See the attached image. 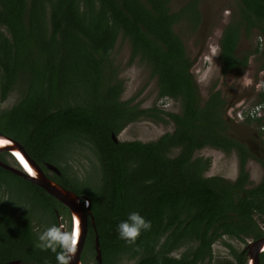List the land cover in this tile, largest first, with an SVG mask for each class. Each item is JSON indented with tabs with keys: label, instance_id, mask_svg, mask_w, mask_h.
<instances>
[{
	"label": "trees",
	"instance_id": "trees-1",
	"mask_svg": "<svg viewBox=\"0 0 264 264\" xmlns=\"http://www.w3.org/2000/svg\"><path fill=\"white\" fill-rule=\"evenodd\" d=\"M168 2L0 0V100L21 83L16 101L0 109V133L18 140L46 174L44 162L58 165L60 175H47L89 197L103 264H117L123 254L137 255L132 264H210L211 246L221 236L244 241L263 235L257 218L264 220V157L258 158L261 179L248 186L244 163L254 155L229 134L220 92L201 103L191 61L172 29L185 14H193L192 25L199 20L198 2L190 0L177 11ZM234 2V18L219 40L221 71L245 68L250 53L264 69V0ZM240 26L246 34L258 31L260 39L242 56L235 52ZM118 37L129 41L127 63L138 58L156 76L157 96L181 102L177 112L159 109L173 128L153 140L113 141L110 135L152 110L120 99L123 85L111 56ZM256 95L264 110V76ZM262 118L242 122L260 124ZM73 142L95 155L91 184L60 166L59 157ZM204 146L235 151L240 166L234 180L204 174L209 158L194 156ZM0 159L18 166L7 152H0ZM12 194L25 198L20 212ZM44 211L54 227L35 226ZM55 211L68 214L42 188L0 167V263L66 264ZM92 238L90 228L81 252L84 264L96 263ZM183 243H190L186 251L171 253ZM234 258V264H245L243 252L235 251Z\"/></svg>",
	"mask_w": 264,
	"mask_h": 264
},
{
	"label": "rangeland",
	"instance_id": "rangeland-1",
	"mask_svg": "<svg viewBox=\"0 0 264 264\" xmlns=\"http://www.w3.org/2000/svg\"><path fill=\"white\" fill-rule=\"evenodd\" d=\"M189 1L169 0L168 5L172 11H176ZM198 5L201 7V9L199 8V20L194 25H192L193 14H185L176 21L172 29L182 40L185 48L184 55L191 61L189 70L197 82L201 103L214 91L220 92L225 102L232 99L236 93L239 98L242 94L248 95L244 99H238L239 101H228L226 111L227 115H230L229 117H232L237 123L235 126H229L227 128L228 132L238 139L244 140L252 151L256 150V153L253 152V154L257 158L249 157L244 163V170L249 176L248 186H252L259 182L263 174V167L258 157H260V154L264 156V150L262 151L260 148L261 146L264 147V133H260L258 140H252L251 133L259 130V124L253 120H249L248 123H240V117L237 119L235 114L238 112L241 116H244L256 105V94L261 86V78L264 76V69L260 68L262 60L257 54L250 53L247 64L245 68L241 69L240 73H237L239 70L233 71L234 69H231L223 74L221 71L219 38L223 29L227 26L226 24L234 18L235 2L234 0H198ZM244 29L243 26H240L239 41L235 48L236 54L241 56L249 50L253 51L256 42L260 40L256 34L258 31L252 29L246 34ZM129 54V41L118 37L111 56L112 63L118 64L116 75L123 85L120 99L127 100L131 98L129 104L137 103L139 108H151V116L134 120L114 134L117 140L121 141L153 140L173 128V123L159 109L177 112L181 109V102L178 99L169 98V96L158 97L156 76L151 75L148 66L138 58H135L130 64L127 63ZM22 79L25 80L24 77ZM19 88H21V83L17 81L12 90L8 91L6 97L0 100V109L7 108L16 101ZM261 115H263L264 120L262 111ZM68 145L58 159L60 166H67V173L70 176L74 175L81 183L91 184L96 177V171L94 170L96 165L95 155L85 144L80 142H73ZM194 156L209 158V166L204 172L207 176L219 175L228 180H234L239 173L240 164L235 151L224 153L219 149L204 146L195 151ZM7 190L11 191L10 189ZM83 190V186L80 185V191ZM12 196L18 199L17 202L19 203L17 204L21 205H16V211L20 212L24 207L25 202L23 199L25 198L16 197L14 194ZM1 197L6 198L7 192L2 193ZM44 213L45 211L42 216L39 215L42 222L36 221L35 226L39 225V229L44 224L48 228L54 227L50 214ZM262 218L263 216L257 218V221L264 231V220ZM49 231L51 230L49 229ZM189 245L190 243H183L171 253L179 256L187 250ZM243 246H245V243L236 238L227 235L221 236L211 246L210 264H234L235 251H241ZM136 260L137 255L131 257L128 254H123L117 264H132Z\"/></svg>",
	"mask_w": 264,
	"mask_h": 264
},
{
	"label": "water",
	"instance_id": "water-1",
	"mask_svg": "<svg viewBox=\"0 0 264 264\" xmlns=\"http://www.w3.org/2000/svg\"><path fill=\"white\" fill-rule=\"evenodd\" d=\"M110 135L113 141H117L114 133ZM0 152L9 153L18 164V166H15L0 159V167L39 186L67 208L71 216L70 237L65 234L64 226L58 223L65 261L66 264H83L80 254L87 233V215H89L90 223L95 231L94 219L89 209V197L84 194H76L71 189L63 187L60 183L50 178L42 167L30 157L18 140L3 133H0ZM43 166L48 171L60 175L59 169L52 163L44 162ZM94 250L96 264H103L96 234L94 236ZM244 251L246 256L245 264H260L259 254L264 251V236L248 242ZM19 263V259H14L3 264Z\"/></svg>",
	"mask_w": 264,
	"mask_h": 264
},
{
	"label": "flooded vegetation",
	"instance_id": "flooded-vegetation-1",
	"mask_svg": "<svg viewBox=\"0 0 264 264\" xmlns=\"http://www.w3.org/2000/svg\"><path fill=\"white\" fill-rule=\"evenodd\" d=\"M196 2H198V0H196ZM200 2V1H199ZM198 7V9L200 8L201 9V7L198 5L197 6ZM177 10H179V8L177 9ZM176 10V11H177ZM200 11V10H199ZM200 13V12H199ZM176 22H172V28H173V25L175 24ZM227 25V24H226ZM191 27V26H190ZM225 29V28H224ZM223 29V30H224ZM223 32V31H222ZM220 37H221V35H220ZM219 40H220V38H219ZM200 48V47H199ZM185 49V48H184ZM219 51H220V48H219ZM243 67L242 66H239V67H233L232 69H234L233 71H238L237 73H240V71H241V69H242ZM227 73V72H226ZM246 97H248V95L247 94H242L241 95V97L239 98V95L236 93L233 97H232V99H230V100H228L229 102L230 101H239V100H241V99H244V98H246ZM239 99V100H238ZM225 102V106H224V112L222 113V117L225 119V120H227V121H230V124H229V126H235L237 123L235 122V120L232 118V117H229L228 115H227V111H226V107H227V105L226 104H228L229 102ZM231 107V106H230ZM229 108V107H228ZM227 108V109H228ZM250 108V107H249ZM235 116H236V118L238 119L239 118V113L237 112L236 114H235ZM261 132H263L264 133V130H261L260 128H259V130L258 131H254V132H252L251 133V136H252V140H258V137L260 136V133ZM229 134L230 135H233V134H231L230 132H229ZM255 138H254V137ZM240 140V139H239ZM248 148H249V146H248V144L244 141V140H241ZM261 149H262V151L264 150V147H260ZM250 149V148H249ZM251 150V149H250ZM252 151V150H251ZM256 153V150H254V151H252V153ZM254 155V154H253ZM264 156H262L261 154H260V157H258V158H263ZM253 158H257V157H255V155H254V157ZM8 161H10V160H8ZM7 161V162H8ZM47 174H50V172L48 171L47 172ZM50 177V176H49ZM51 178V177H50ZM55 214H57L58 216H56V222H57V229H58V233H59V227H58V223H60L61 225H63L64 226V230H65V234L68 236V237H70V235H71V216H70V213H69V211H68V214H66L65 215V213H63V214H58V212L57 211H55ZM92 215V214H91ZM58 218H59V220H58ZM67 218H68V220H67ZM90 228L92 229V233H93V238H92V240H93V246H92V248H93V254H91V256L93 257V260L96 262V260H95V250H94V236H95V234L97 235V231H96V228H95V231L93 230V227H92V225H91V223H90V219H89V215H87V233H86V237L89 235V233H90ZM262 236H264V231H263V235H261V236H259V237H262ZM59 237H60V235H59ZM86 237H85V240H86ZM259 237H257V238H259ZM233 238H236V239H238V240H240L238 237H233ZM257 238H249V237H247V238H245L244 239V241H242L243 243H245V246H243L242 248H241V252H243L244 254H245V251H244V249H245V247H246V244L248 243V242H250V241H252V240H254V239H257ZM241 241V240H240ZM84 245H85V241H84ZM83 248H84V246H83ZM83 248H82V250H83ZM82 252V251H81ZM262 253H264V251L263 252H261L260 254H259V259H260V255L262 254ZM120 256L121 255H119L118 257H117V259H116V262L119 260V258H120ZM83 257V254L81 253L80 254V259ZM90 257V256H89ZM246 257V256H245ZM91 258V257H90ZM101 258H102V255H101ZM12 260H14V259H12ZM20 260V259H19ZM10 261V260H9ZM246 261V260H245ZM4 262H7V261H2L0 264H3ZM82 263H83V261H82ZM103 263V262H102ZM19 264H24L23 262H21L20 261V263ZM84 264V263H83ZM91 264H96V263H92L91 262ZM191 264H203V263H199V261H197L196 263H191Z\"/></svg>",
	"mask_w": 264,
	"mask_h": 264
},
{
	"label": "clouds",
	"instance_id": "clouds-1",
	"mask_svg": "<svg viewBox=\"0 0 264 264\" xmlns=\"http://www.w3.org/2000/svg\"><path fill=\"white\" fill-rule=\"evenodd\" d=\"M258 105H260L261 107H262V105L261 104H259V103H256V105H254L253 107H252V109L253 108H255L256 106H258ZM251 109V110H252ZM262 112L264 113V111H263V107H262ZM240 117V116H239ZM246 117H248V118H254V117H263V115H259V116H253V117H251V116H249L248 114H246L245 113V115L242 117V118H240L239 120H240V123L244 120V118H246ZM262 120H263V118H262ZM264 121V120H263ZM262 121V123H260L259 124V128L261 129V130H264V122ZM82 262V261H81Z\"/></svg>",
	"mask_w": 264,
	"mask_h": 264
},
{
	"label": "built area",
	"instance_id": "built-area-1",
	"mask_svg": "<svg viewBox=\"0 0 264 264\" xmlns=\"http://www.w3.org/2000/svg\"><path fill=\"white\" fill-rule=\"evenodd\" d=\"M261 111H262V107L260 105H258L246 114H248L251 117L259 116V115H261ZM239 116H240V118L243 117V116H241V114H239Z\"/></svg>",
	"mask_w": 264,
	"mask_h": 264
}]
</instances>
